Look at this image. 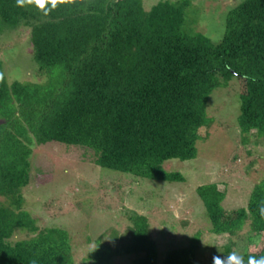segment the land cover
I'll return each instance as SVG.
<instances>
[{"label": "trees", "instance_id": "16d2710c", "mask_svg": "<svg viewBox=\"0 0 264 264\" xmlns=\"http://www.w3.org/2000/svg\"><path fill=\"white\" fill-rule=\"evenodd\" d=\"M77 2L82 7L71 13L74 28L61 18L62 26L47 34L50 19L35 4L20 7L16 0H0V50L4 34L30 28L33 51L28 59L42 81L30 86L38 84L41 95L19 93L18 87L30 84L8 85L6 62L0 57V197L7 201L0 202V264H114L116 257H130V264H195L198 237L170 246L161 256L149 219L136 211L126 214L129 235L121 245L105 243L102 233L77 263L69 232L62 226L40 227L25 209L22 190L28 180L18 179L32 150L23 137L50 140L70 117L64 142L92 149L99 167L128 174L132 181H182V174L166 170L164 163L197 157L199 131L210 121L206 107L211 93L238 76L243 81L240 132L264 138V0H243L230 8L218 42L199 32H183L190 0H160L149 10L142 0ZM57 29L64 32L59 39ZM78 33L82 39L71 42ZM16 46L2 49L3 58L17 55ZM51 51L69 55L70 61L40 56ZM10 122L22 138L7 131ZM196 191L210 232L239 236L248 225L253 234L248 241L263 236L259 207L264 180L229 219H223L226 193L215 183ZM16 229L27 237L11 242ZM232 248L227 244L215 256L223 260L233 254L227 264H264V243L256 252L237 254Z\"/></svg>", "mask_w": 264, "mask_h": 264}, {"label": "rangeland", "instance_id": "374dc122", "mask_svg": "<svg viewBox=\"0 0 264 264\" xmlns=\"http://www.w3.org/2000/svg\"><path fill=\"white\" fill-rule=\"evenodd\" d=\"M142 1L145 9L149 10L160 0ZM240 1L243 0H190L182 23L183 32H199L212 42H218L224 35L228 10ZM47 7L51 8V4ZM81 7L78 2L57 5L47 15L50 20L46 21L45 33L59 27L61 18L66 27L74 28V15L71 13L80 11ZM5 10L2 11L4 14ZM26 24L32 26L29 22ZM30 32V28L18 27L11 34H4L1 48L6 50L17 44V55L10 53L3 58L1 49L0 57L6 62L8 85L18 81L29 83L18 87L19 93L41 95L38 84L30 87L42 82L34 75V66L28 59L33 51ZM54 33L57 39L64 34L62 29ZM79 39L82 37L78 33L71 42L77 43ZM40 56L70 61L69 55L64 53L51 51L40 53ZM241 89L243 81L234 76L227 85L211 93L206 107L210 121L199 131L196 158L171 159L164 163L166 170L180 172L182 181L159 182L145 178L132 181L128 174L99 167L94 163L96 153L92 149L83 144L64 142L69 132L67 128L73 120L70 117H65L50 140L30 135L29 141L23 137L25 145L32 150L28 163L24 164V178L18 179V182L24 181L27 176L28 180L22 190L25 209L36 218L40 227L47 224L62 226L69 232L77 263H81L89 249L95 247V240L102 233L105 234V243H123V238L129 235L128 211H136L149 219L161 256L170 246L187 244L197 237L195 264H213L215 252L221 253L227 244L232 245L237 254L246 250L259 251L264 243V234L257 242L248 241V236L253 235L248 225L239 236L210 232L204 205L196 191L197 186L215 183L226 193L222 203L223 219H229L237 208L246 204L253 186L264 180V138L257 137L254 131L242 133L239 129ZM7 131L22 138L12 122ZM0 202L7 201L0 197ZM26 235L25 231L16 229L10 241L24 239ZM130 260V257H116L114 264H130ZM217 264L221 262L217 261Z\"/></svg>", "mask_w": 264, "mask_h": 264}, {"label": "clouds", "instance_id": "9594fccd", "mask_svg": "<svg viewBox=\"0 0 264 264\" xmlns=\"http://www.w3.org/2000/svg\"><path fill=\"white\" fill-rule=\"evenodd\" d=\"M16 3L20 7L35 4L38 9L44 12L45 15H48V13L55 9L57 5H71L77 3V0H16ZM48 4H51V8L47 7ZM259 213L261 218H264V202H261ZM232 258L233 254L224 257L223 260L219 256H214L213 264H217V261H220L221 264H227V262L232 260Z\"/></svg>", "mask_w": 264, "mask_h": 264}]
</instances>
